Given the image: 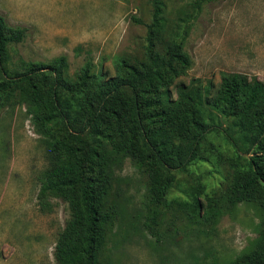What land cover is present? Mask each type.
I'll list each match as a JSON object with an SVG mask.
<instances>
[{"label": "trees", "instance_id": "trees-1", "mask_svg": "<svg viewBox=\"0 0 264 264\" xmlns=\"http://www.w3.org/2000/svg\"><path fill=\"white\" fill-rule=\"evenodd\" d=\"M201 1L207 0L196 4ZM151 3L143 58L123 59L115 75L105 78L92 73L87 59L75 81L65 77L64 55L8 67V47L22 41L26 30L10 27L0 13V109L26 108L47 160L38 202L44 207L58 198L68 208L54 246L55 264H113L119 245L147 232L161 242L162 208L177 187L176 173L196 162L214 168L210 155L227 161L228 182L212 191L199 181L179 188L172 197L178 212L207 236L224 213L252 203L260 212L259 230L251 247L228 262L212 256L194 264H264V82L223 72L213 93L205 94L197 80H179L189 58L180 41L162 38L164 0ZM216 131L223 148L204 147ZM126 161L142 189L143 209L134 215L127 200L135 180L121 174Z\"/></svg>", "mask_w": 264, "mask_h": 264}, {"label": "rangeland", "instance_id": "rangeland-1", "mask_svg": "<svg viewBox=\"0 0 264 264\" xmlns=\"http://www.w3.org/2000/svg\"><path fill=\"white\" fill-rule=\"evenodd\" d=\"M164 2L162 38L180 41L190 62L179 80L186 84L197 80L205 94L207 90L213 93L223 72H239L264 82V0ZM0 13L10 27L26 30L22 41L8 47V67L22 61L49 62L64 55L65 77L75 81L87 59L93 64L92 73L105 78L115 75L123 59L134 62L143 58L152 3L0 0ZM25 111L20 105L0 109V264H55L54 246L68 218V208L58 198H51L44 207L38 202L39 177L47 160L40 136ZM218 121L224 126L221 117ZM209 144L222 149V134H209L203 146ZM210 158L214 168L211 163L196 162L187 171L176 173L177 187L162 208L161 242L155 243V236L148 232L133 235L113 251V264H194L212 256L225 263L251 247L260 220L255 204L235 205L207 236L201 225L188 224L178 212L172 197L180 193L179 188L199 181L206 191H212L228 182L227 161ZM121 174L135 180L127 200L130 215H134L143 209L142 189L136 183L139 178L128 161Z\"/></svg>", "mask_w": 264, "mask_h": 264}]
</instances>
